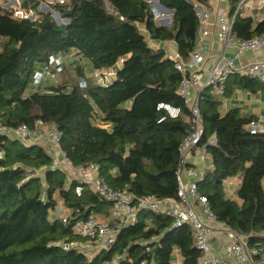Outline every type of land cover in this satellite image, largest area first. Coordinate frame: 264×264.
<instances>
[{
	"label": "trees",
	"instance_id": "trees-1",
	"mask_svg": "<svg viewBox=\"0 0 264 264\" xmlns=\"http://www.w3.org/2000/svg\"><path fill=\"white\" fill-rule=\"evenodd\" d=\"M157 1L173 11L171 26L157 24L150 0H108L111 12L104 0H69L55 6L69 18L63 31H57L50 13L38 11V1L30 7L24 3L27 10L39 14L36 20L16 18L11 8L0 6V124L36 129L42 123L56 128L72 166L96 163L113 189H125L135 197L177 199L179 148L191 131L192 116L178 93L183 76L175 60L152 48L149 40L173 41L179 58L188 62L199 35L193 3L209 8L210 0ZM239 1L230 0L232 10ZM69 10L72 13L66 15ZM47 19L52 28L44 26ZM233 29L237 37L252 38L264 32V19L254 26L251 17L238 15ZM72 50L95 71L115 66L120 58L124 62L108 85L96 84L79 63L75 78L64 67L57 73L65 72L64 81L48 87L53 94L33 90L38 64ZM80 77L85 78V87L77 82ZM237 84L252 91L264 88L255 78L235 75L225 96H231ZM222 99L206 89L200 101L204 129L200 144L211 156L213 168L198 181V191L207 197L220 222L252 234L251 247L264 245V131L250 132L246 124L257 118L239 107L222 113ZM159 102L178 107L179 116L172 118L158 110ZM95 108L109 129L94 123ZM212 137L215 144L209 143ZM0 153V264H101L116 256L121 257L118 264H140L143 259L147 264H172L175 249L184 264H199L202 252L194 246L191 227L168 231L173 218L150 210L140 211L136 221L122 227L108 250L89 255L77 248L65 249L64 243L86 239L61 219L51 218L58 204L54 194L58 192L72 210V220L104 212L110 204L87 186L78 196L77 180L69 181L63 170H51L54 158L41 143L0 135ZM238 174H243L237 191L241 204L224 192V182ZM146 244L150 252L145 251Z\"/></svg>",
	"mask_w": 264,
	"mask_h": 264
},
{
	"label": "built area",
	"instance_id": "built-area-1",
	"mask_svg": "<svg viewBox=\"0 0 264 264\" xmlns=\"http://www.w3.org/2000/svg\"><path fill=\"white\" fill-rule=\"evenodd\" d=\"M39 2L38 11L49 10L53 20L60 23L69 20L61 16L60 12L55 9L57 5H65L69 0H35ZM150 0V6L152 2ZM156 5L160 7L157 3ZM194 11L199 21V35L204 38L207 35V23L212 17V11L201 3H193ZM161 9H165L160 7ZM42 9V10H40ZM13 16L20 19L35 16L34 10L23 9L22 7H14ZM168 10V9H165ZM169 11H172L169 9ZM244 12L249 14H256L258 21L264 19V0H240L234 10L222 11L217 14L219 22L218 39L223 45L224 51L233 46L235 48L232 58H228L223 53L211 67L203 66V56L200 50L192 52L188 62H184L177 55L170 56L175 60V68L181 72L182 80L178 87V93L182 96L191 111V131L183 139L180 150V163L177 171L178 191L175 204L164 203L163 199L155 196L135 197L133 194L125 189H113L100 174L99 165L90 163L84 166L74 167L66 158L64 151L60 146V133L56 128L47 129L43 131L42 128L31 129L26 124L19 125L16 128L6 127L0 124V135L10 136L21 139L24 143L30 141H40L47 138L53 149L59 152L62 156V162H54L51 170L69 169V181L77 180L75 192L80 196L87 186L93 193L97 194L102 200L110 204V215L106 219L98 217L91 213L86 218L70 219L71 214L63 213L60 206L51 213V218L61 219L65 224L72 227L73 232L86 239L89 244H94L101 249L108 250L115 243L119 230L133 222L138 213L142 210H150L154 212H164L173 218L170 227L171 231L177 227L189 225L192 229L194 238V246L202 252L199 259V264H227L223 259L214 257L211 254L210 236L213 232L212 223H219L216 213L211 209L207 197L201 195L198 191L199 176L198 170L194 166H187L188 154L197 151L202 155L206 153L205 145L200 144L204 129L200 115V101L202 94L206 89H212L220 96H225L226 86L228 81L235 75L255 78L264 84V61H257L250 63L244 67H239L236 60L240 58L245 52L261 49L264 47V32L252 38H240L235 36L234 23L238 15ZM156 19L161 13L155 11ZM37 19V18H36ZM35 19V20H36ZM124 62L120 58L116 65L110 68L97 70L93 73L92 79L96 84L108 85L112 83L117 76V67ZM67 63L66 54L56 53L52 55L49 60L37 70L33 76L32 89H43L48 94H53L54 91L49 88H42V80L45 76H54L62 71V68ZM80 87L86 86L85 78H79ZM158 110H164L169 117L175 118L180 114V109L167 102H159ZM165 117L161 118L162 122ZM94 123L100 127L109 129L111 126L108 122L103 120V117L98 109L94 111ZM40 125V124H39ZM246 128L252 132L260 131L257 121H251L246 124ZM210 144H215L216 139L211 138ZM2 157L0 153V158ZM184 172L191 179L185 183L183 180ZM206 217V220L202 218ZM206 221V222H205ZM232 242L227 246L226 253L233 258L237 263H244L252 261L254 264H264V245L250 246L249 238L252 236L243 234L234 230H226ZM264 237V233L261 234ZM155 238L152 239V241ZM65 249L77 248L86 252L87 246L80 241H72L64 243ZM151 248L146 244L145 251L150 252ZM120 256H116L113 261L120 260ZM113 261H106L101 264H113ZM140 264H147L146 259H143Z\"/></svg>",
	"mask_w": 264,
	"mask_h": 264
},
{
	"label": "crops",
	"instance_id": "crops-1",
	"mask_svg": "<svg viewBox=\"0 0 264 264\" xmlns=\"http://www.w3.org/2000/svg\"><path fill=\"white\" fill-rule=\"evenodd\" d=\"M0 0V6H15V7H22L26 8L25 2H27V5L30 7V3H33V0ZM14 4V5H12ZM9 8V9H10ZM209 9L212 11V17L207 23V35L204 38H201L200 35H198V41L197 46L195 50H200L203 56V66L205 67H211L215 61L220 57L223 53H225V56L228 58H232L235 48L233 46L228 47L225 51L223 48V45L218 39V31H219V22L217 19V14L221 13L222 11H230L231 5L230 0H210L209 1ZM256 14H249L244 12L241 16L243 17H251L254 20V26L257 22H260L257 20V16H252ZM144 33L147 35V32L144 30ZM236 36V35H235ZM150 41H153V45L150 43ZM149 44L154 49H162L163 52H165V56L170 57L177 55V46L173 41H155V40H149ZM81 57L76 54L75 50H72L70 53L66 54V60H67V70L69 69L71 73H74L77 67V65L80 63L84 67V72L87 77L92 78L93 73L95 70L92 68L90 62L86 59L81 60ZM257 61H264V47L261 49H255L251 51L245 52L240 58L236 60V63L239 67H244L250 63L257 62ZM41 64H38L37 68L40 70ZM57 76H45L42 80L41 87H50V86H59L64 81V77H58ZM81 78V77H80ZM257 80V79H256ZM260 85H264L261 81L257 80ZM71 86L70 83H67V87ZM211 91H214L210 89ZM223 104H222V113L227 112L229 109L233 107H239L242 109V112L249 116H254L257 118V123L259 125L260 131H264V88L259 87L257 90H250L248 88H245L239 84L235 85L233 94L229 97L223 96ZM37 141H30L28 144L35 143ZM42 142V141H41ZM40 143V142H37ZM48 146L44 145L48 152L52 155L54 158V162H62V156H60L59 152H56L53 147L47 143ZM42 144V143H41ZM188 163L187 166H194L198 172L199 176L196 178V181H199L202 179L204 173L206 171L213 168V162L211 156L206 151L205 155L200 154L197 151L190 152L187 156ZM67 175L69 176V169H66L65 171ZM242 176L243 174H238L234 177L228 178L224 182V192L225 195L230 198L237 200L240 204L242 203V200H239L237 191L241 185L242 182ZM183 180L185 183L191 181V179L186 175L184 172L183 174ZM44 188H47L46 183H43ZM264 185V180H263ZM47 190V189H46ZM54 198L58 200V204L56 206H60L62 208L63 213L66 214H72V210L68 208L61 198L60 194L56 192L54 194ZM164 203L167 204H175L174 198H166L163 199ZM109 207H107V210L104 212H92L93 214H96L98 217L106 219L109 217ZM166 214L164 212H159ZM167 215V214H166ZM204 220H206L205 216H202ZM137 216L133 220L136 221ZM132 222V223H133ZM206 222V221H205ZM211 227L213 229V232L210 236V247H211V254L214 257H218L223 259L227 264H254L252 261L244 262V263H237L233 260L231 256H229L226 253L227 246L233 241L232 238L228 235L226 230H229V228L225 223L220 222L219 223H212ZM232 230V229H231ZM235 231V230H234ZM194 240V238H193ZM81 243L85 244L87 246L86 253L89 255L97 254L101 248L94 244H89L87 241H80ZM94 249H99L95 252ZM120 260L113 261V264H118ZM172 264H184L183 262V256L179 249H175L172 254L171 259Z\"/></svg>",
	"mask_w": 264,
	"mask_h": 264
},
{
	"label": "rangeland",
	"instance_id": "rangeland-1",
	"mask_svg": "<svg viewBox=\"0 0 264 264\" xmlns=\"http://www.w3.org/2000/svg\"><path fill=\"white\" fill-rule=\"evenodd\" d=\"M18 1V0H17ZM21 1V0H20ZM19 1V2H20ZM104 2H105V4H106V8L111 12L112 11V8L109 6V3H107V1L106 0H104ZM33 3L31 2L30 3V5H32ZM12 5H14V4H12ZM13 9H14V7L15 6H11ZM4 8H10V6H5ZM24 9V8H23ZM26 9V8H25ZM40 10H42V9H40ZM151 10H152V13H153V15H154V17H155V20H156V22H157V24H160V25H166V26H171L172 25V22H173V11H169V10H165V9H161L160 7H156V3L153 1L152 2V5H151ZM158 11L159 13H161V15L162 16H160L159 18H161L162 20H159L158 18L156 19V14H155V11ZM42 12H45V13H50V11L49 10H42ZM34 13H35V11H34ZM51 14V13H50ZM33 16H31V18H32ZM39 17V14L36 12L35 13V16H34V20L36 19V18H38ZM30 18V19H31ZM56 23L58 24V22L56 21ZM65 23V21H62L61 22V24H64ZM140 29H141V31H143L144 32V30H143V27L142 26H140ZM150 43L152 44V46L154 47V45H153V41H150ZM2 45V41L0 40V46ZM67 63L64 65V68L66 69L67 68ZM64 73L65 72H62L61 74H57V76L55 77V78H58V77H62V76H64ZM72 74V76H73V78H75V73H71V72H68V75H71ZM76 80H77V82H79V79L78 78H76ZM51 128H53V127H49V126H46V127H43V131H46L47 129H51ZM42 141V142H41ZM37 142H40V143H42V144H44V145H46V146H48V144H46V143H44V142H47V143H49L50 145H51V143H50V141L47 139V138H45V139H43V140H40V141H37ZM52 146V145H51ZM53 147V146H52ZM39 174H42L41 173V171L39 172ZM95 250V252L96 251H98L97 249H94ZM93 255H95V254H93Z\"/></svg>",
	"mask_w": 264,
	"mask_h": 264
},
{
	"label": "water",
	"instance_id": "water-1",
	"mask_svg": "<svg viewBox=\"0 0 264 264\" xmlns=\"http://www.w3.org/2000/svg\"><path fill=\"white\" fill-rule=\"evenodd\" d=\"M106 1H107V3H108V0H106ZM156 3H157L160 7L165 8V9H168V8L162 6L157 0H156ZM168 10H169V9H168ZM71 13H72V10H69V11L66 12V15H69V14H71ZM31 20H34V17H32ZM66 20H69V18H67ZM44 26H45L46 28H52V27H53V23H52V21H51L50 19H47L46 22H45V25H44ZM63 30H64V24H61V23H60V19H58V28H57V31H63ZM42 126H43V124L41 123L40 126H39V128L41 129Z\"/></svg>",
	"mask_w": 264,
	"mask_h": 264
},
{
	"label": "bare ground",
	"instance_id": "bare-ground-1",
	"mask_svg": "<svg viewBox=\"0 0 264 264\" xmlns=\"http://www.w3.org/2000/svg\"><path fill=\"white\" fill-rule=\"evenodd\" d=\"M156 7L158 8V6L156 5Z\"/></svg>",
	"mask_w": 264,
	"mask_h": 264
}]
</instances>
